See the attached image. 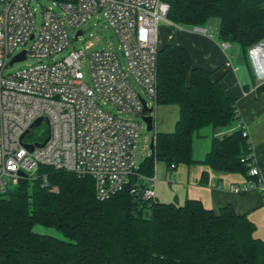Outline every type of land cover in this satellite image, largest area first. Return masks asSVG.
<instances>
[{"label":"trees","instance_id":"16d2710c","mask_svg":"<svg viewBox=\"0 0 264 264\" xmlns=\"http://www.w3.org/2000/svg\"><path fill=\"white\" fill-rule=\"evenodd\" d=\"M165 1L168 19L179 26L204 27L219 18L218 39L238 43L253 71L249 53L264 40V0ZM156 103L180 108L175 129L155 134L153 153L110 198H97L91 176L47 165L0 191V264H264L256 224L232 204L215 210L198 199L180 205L144 198L159 161L173 170L202 163L251 178L255 157L249 133L238 128L237 98L213 71L195 66L188 49L166 44L158 51ZM207 126L233 131L213 137L210 151L196 160L194 136ZM207 180L204 173L200 183ZM36 225L66 239L36 232Z\"/></svg>","mask_w":264,"mask_h":264},{"label":"built area","instance_id":"2783aa9c","mask_svg":"<svg viewBox=\"0 0 264 264\" xmlns=\"http://www.w3.org/2000/svg\"><path fill=\"white\" fill-rule=\"evenodd\" d=\"M34 1L0 0V191L47 165L91 176L97 198L108 199L124 189L139 166L140 120L147 115L143 101L157 105L158 30L161 21L174 24L168 19L170 6L165 0H50L38 15ZM96 17L116 34L118 49H76L57 59L69 47L71 31L77 41ZM23 52L24 59L13 62ZM84 57L91 84L82 71ZM28 59L34 61L5 72ZM38 119L40 125L47 122L48 135L28 141ZM238 128L248 135L242 117ZM249 175L232 190L258 189L264 201L257 163ZM146 180L144 198L155 200L157 177ZM44 186L56 190L47 179Z\"/></svg>","mask_w":264,"mask_h":264},{"label":"crops","instance_id":"0c3cea01","mask_svg":"<svg viewBox=\"0 0 264 264\" xmlns=\"http://www.w3.org/2000/svg\"><path fill=\"white\" fill-rule=\"evenodd\" d=\"M172 26L174 28L166 25L159 27V47L166 44L185 47L190 52L195 66L213 71L214 77L220 79L223 90L234 94L237 98L238 111L249 133L255 161L264 179V92L257 93L258 86L264 81V48L262 54L250 50L252 71L238 43L226 42L228 45L224 46L225 42L218 39V28L215 29L209 24L204 27H179L176 24ZM179 116L180 108L175 104L156 105L154 107L155 134L174 131ZM204 129L197 133V137L209 138L207 145L200 143V146L206 147L207 152L201 154L195 135L193 151L196 160L203 159L210 151L213 137H222L233 131V127L221 130H214L211 127L203 134ZM165 166L164 181L155 173L157 177L155 200L166 203L177 202L183 205L189 198L198 199L205 207L215 210L232 204L239 213L248 214L249 219L257 227L255 236L264 240V201L260 190L254 188L245 193H236L232 190V187L247 181L244 174L219 172L205 164H192L185 165L186 168L177 176L178 182L174 183L165 179L168 175L172 176L181 165L175 170L170 169L166 163ZM204 173H207L208 180L207 183L201 184L200 180Z\"/></svg>","mask_w":264,"mask_h":264},{"label":"rangeland","instance_id":"374dc122","mask_svg":"<svg viewBox=\"0 0 264 264\" xmlns=\"http://www.w3.org/2000/svg\"><path fill=\"white\" fill-rule=\"evenodd\" d=\"M34 5L37 7L38 15H40L43 8L45 6L47 7L51 6L52 2L50 0H35ZM219 22H220L219 18L214 17L210 20L209 26L217 29L219 26ZM162 25H166L168 27L174 28L172 24L166 21H161L160 26ZM179 27H182V26H179ZM84 30H85L84 34L81 35L77 41H75L73 32L71 31V42L69 44V47L57 59H62L63 57L67 56L70 51L76 50V49H80V50L84 49L87 51V53H90L94 49H105V48L106 49H116V50L118 49V46L120 44L119 39L116 36V34L108 27L107 22L103 18L99 19L98 17H96V18L89 20L87 24L85 25ZM24 48L25 47H22L21 50ZM19 51L20 50H18L17 52ZM33 61L34 60L32 59H28L25 61L16 62L13 65L8 66L5 72L6 73L13 72L21 67L26 66L29 63H32ZM82 71L84 73L85 81L91 84L92 83L91 70H90L89 61L87 57H84L82 60ZM105 108L110 109L114 112L117 111L115 108L110 107L108 105H105ZM125 115L126 114H122V116H125ZM140 123H141V129H140L139 145H138V150H137V162L138 163L142 162L146 156L151 155L150 145H151L152 138L154 137L155 132H156V128H154L152 131H149L147 128V124L143 119L140 120ZM208 128L211 129V126L205 127V129L203 130V134H205L204 132H206V129ZM47 135H48V124L47 122H45L43 125L34 127L32 135H28L27 140L30 141L37 137L44 139L47 137ZM195 139L197 141L198 148L201 151V154H205V152H207L205 150L207 149L206 147L204 148L202 145L200 146V143H204L207 145L209 138L197 137V134H196ZM200 164L202 163H195V165H200ZM185 168L186 167L184 164L181 165L175 172H173L172 176L168 175V178L165 180L168 182H174V183L178 182L177 176L180 175V171L184 170ZM165 173H166L165 163L162 161L158 162L156 166V174L160 177V179L163 180ZM165 188L166 190H169L167 189V187ZM34 230L42 234L53 235L60 239H66L64 235L60 231L55 229L54 227L36 225L34 227Z\"/></svg>","mask_w":264,"mask_h":264},{"label":"water","instance_id":"95a60500","mask_svg":"<svg viewBox=\"0 0 264 264\" xmlns=\"http://www.w3.org/2000/svg\"><path fill=\"white\" fill-rule=\"evenodd\" d=\"M82 34V30H80L77 34L78 35H81ZM263 48H264V40L261 41L260 43H258L257 45L254 46V48H252V51L253 52H259L262 54V51H263ZM24 59V52L18 56L15 57V59L13 60L14 61H17V60H22ZM143 104H144V113H147V115L144 116V121L146 122L147 124V128L149 131H152L154 129V116L151 114L153 111H154V107H148L146 101L144 100L143 101ZM41 121L42 119H38L35 123H34V126H38L41 124ZM155 135L154 137L152 138V141H151V153H153V149H154V144H155ZM46 142V141H45ZM44 143H39L38 146H43ZM25 146L30 150L32 151L34 149V144H25ZM22 176H25L26 174L24 172H21Z\"/></svg>","mask_w":264,"mask_h":264}]
</instances>
